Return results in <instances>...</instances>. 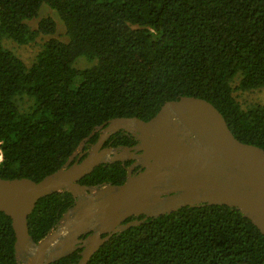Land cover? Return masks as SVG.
<instances>
[{
	"label": "trees",
	"instance_id": "obj_1",
	"mask_svg": "<svg viewBox=\"0 0 264 264\" xmlns=\"http://www.w3.org/2000/svg\"><path fill=\"white\" fill-rule=\"evenodd\" d=\"M42 4L58 11L67 41L50 16L32 28ZM45 35L31 64L4 45ZM82 56L93 64L75 66ZM236 78L240 90L264 87V0H0V176L40 181L99 125L149 120L182 96L210 101L239 140L264 149V105L244 109ZM136 142L120 130L106 145ZM131 162L102 163L80 182L121 184ZM74 201L66 190L38 200L28 217L35 241ZM15 241L0 211V264H20ZM81 250L51 264H76ZM88 264H264V235L238 208L202 203L115 233Z\"/></svg>",
	"mask_w": 264,
	"mask_h": 264
},
{
	"label": "water",
	"instance_id": "obj_2",
	"mask_svg": "<svg viewBox=\"0 0 264 264\" xmlns=\"http://www.w3.org/2000/svg\"><path fill=\"white\" fill-rule=\"evenodd\" d=\"M120 130L137 142L106 145ZM96 132L97 141L85 149ZM128 160L132 163L121 184L80 182L102 163ZM65 190L74 204L55 229L35 241L29 215L40 198ZM202 203L238 208L264 235V149L239 140L220 110L196 96L165 102L149 120L106 121L80 142L64 166L40 181L0 176V211L12 219L20 264H51L80 248L76 264H88L115 233ZM140 215L144 218L126 221Z\"/></svg>",
	"mask_w": 264,
	"mask_h": 264
},
{
	"label": "rangeland",
	"instance_id": "obj_3",
	"mask_svg": "<svg viewBox=\"0 0 264 264\" xmlns=\"http://www.w3.org/2000/svg\"><path fill=\"white\" fill-rule=\"evenodd\" d=\"M48 16L52 17L57 24V30L54 35L67 41L68 36L67 33L65 34L66 25L64 21L60 17L58 11L47 4H42L38 16L30 21V25L32 28H36L40 19ZM47 38L48 36L46 35L41 36L36 42L29 45H19L16 42L6 39L4 40V45L15 51L27 63L31 64L41 48V43ZM92 64L93 62L84 56L79 57L75 62V66L81 68L91 66ZM233 84L235 87L234 95L244 109L256 107L257 105H264V87L252 90H240L236 88L239 84V78H236Z\"/></svg>",
	"mask_w": 264,
	"mask_h": 264
},
{
	"label": "flooded vegetation",
	"instance_id": "obj_4",
	"mask_svg": "<svg viewBox=\"0 0 264 264\" xmlns=\"http://www.w3.org/2000/svg\"><path fill=\"white\" fill-rule=\"evenodd\" d=\"M110 145V144H109ZM76 160V159H75ZM132 163V162H131ZM140 169V166L139 167H137L136 169H135V171H137V170H139ZM141 216V215H140ZM140 216H132V217H129L128 219H126V221H129V220H132V219H136V218H138V217H140Z\"/></svg>",
	"mask_w": 264,
	"mask_h": 264
},
{
	"label": "built area",
	"instance_id": "obj_5",
	"mask_svg": "<svg viewBox=\"0 0 264 264\" xmlns=\"http://www.w3.org/2000/svg\"><path fill=\"white\" fill-rule=\"evenodd\" d=\"M0 145H1V141H0ZM3 160V152L0 146V162Z\"/></svg>",
	"mask_w": 264,
	"mask_h": 264
}]
</instances>
